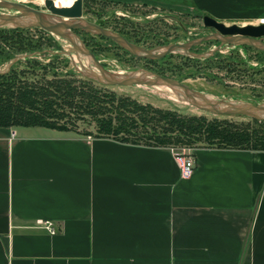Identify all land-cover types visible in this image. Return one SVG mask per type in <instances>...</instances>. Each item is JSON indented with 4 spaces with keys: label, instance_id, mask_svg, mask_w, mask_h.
<instances>
[{
    "label": "crops",
    "instance_id": "obj_1",
    "mask_svg": "<svg viewBox=\"0 0 264 264\" xmlns=\"http://www.w3.org/2000/svg\"><path fill=\"white\" fill-rule=\"evenodd\" d=\"M131 0L260 24L264 0ZM0 127V264H264V151ZM51 221L57 234L42 227Z\"/></svg>",
    "mask_w": 264,
    "mask_h": 264
},
{
    "label": "rangeland",
    "instance_id": "obj_2",
    "mask_svg": "<svg viewBox=\"0 0 264 264\" xmlns=\"http://www.w3.org/2000/svg\"><path fill=\"white\" fill-rule=\"evenodd\" d=\"M9 1L42 10L47 0ZM130 2L131 0H84L82 19L117 32L146 49L185 43L212 33V30L203 26V17L200 15ZM179 3L186 4V0H180ZM0 13L16 12L0 9ZM12 30L14 29L0 32V75H10L17 81L41 83L54 79V73H58L67 79L76 80L77 86L80 81H90L96 88L115 93L118 97H130L144 105L150 104L184 116H204L209 120L228 119L238 124H249L259 134H264V124L256 123L249 117L204 111L181 101L162 88L144 85L107 86L80 73V70L97 69L86 58L80 57L66 40L39 28ZM76 34L106 70L113 73L149 71L177 79L216 99L264 104V52L252 47H234L214 40L190 50L200 57L176 53L160 60H146L136 58L110 39L86 31H76ZM15 59L18 60L12 63ZM5 79L10 77L6 76ZM1 80L3 78L0 77ZM66 115L60 123L66 122L68 130L61 132L88 138L97 137V126L90 116L71 113L70 110L66 111ZM196 147H202V144L194 143L190 147L174 143L171 146L179 149Z\"/></svg>",
    "mask_w": 264,
    "mask_h": 264
},
{
    "label": "trees",
    "instance_id": "obj_3",
    "mask_svg": "<svg viewBox=\"0 0 264 264\" xmlns=\"http://www.w3.org/2000/svg\"><path fill=\"white\" fill-rule=\"evenodd\" d=\"M6 30L0 29V32ZM19 30L22 29L12 31ZM6 76L10 79H5ZM53 76L54 79L39 83L0 75L3 78L0 81V127H44L67 131L68 124L60 121L70 110L93 119L97 138L151 147L171 148L174 143L192 147V144L200 143L209 148L264 151V134H259L249 124L184 116L141 104L130 97H118L94 87L90 81H80L77 86L74 79L58 73ZM253 121L264 124V121Z\"/></svg>",
    "mask_w": 264,
    "mask_h": 264
},
{
    "label": "water",
    "instance_id": "obj_4",
    "mask_svg": "<svg viewBox=\"0 0 264 264\" xmlns=\"http://www.w3.org/2000/svg\"><path fill=\"white\" fill-rule=\"evenodd\" d=\"M83 3L84 0H76L71 7H57L54 0H47L42 10H37L21 3L0 0V9L16 12L15 14L0 13V29L39 28L66 40L80 57L86 58L97 69V71L91 69L82 71L79 69L80 73L107 86L144 85L153 88H166L173 91L181 101L188 102L204 111L218 115L245 116L264 121V104L216 99L186 86L177 79L149 71L122 74L106 70L94 53L76 34V31H86L92 35L114 41L136 58L160 60L176 53H188L191 57H200L192 54L190 50L204 42L214 40L234 47L248 46L264 52V23L258 25H226L209 16H204L203 26L212 30L209 35L185 43H175L157 49H146L130 42L117 32L84 21L82 19ZM214 52L211 51V53ZM17 60L15 59L12 63Z\"/></svg>",
    "mask_w": 264,
    "mask_h": 264
},
{
    "label": "built area",
    "instance_id": "obj_5",
    "mask_svg": "<svg viewBox=\"0 0 264 264\" xmlns=\"http://www.w3.org/2000/svg\"><path fill=\"white\" fill-rule=\"evenodd\" d=\"M264 23V19L260 21V24ZM175 153V157L180 169V177L183 180H189L192 178L195 171V160L193 153L195 149L192 148H171ZM42 227H44L51 235L57 234V229L51 221H42Z\"/></svg>",
    "mask_w": 264,
    "mask_h": 264
},
{
    "label": "bare ground",
    "instance_id": "obj_6",
    "mask_svg": "<svg viewBox=\"0 0 264 264\" xmlns=\"http://www.w3.org/2000/svg\"><path fill=\"white\" fill-rule=\"evenodd\" d=\"M76 0H54L57 7H71ZM168 93L172 94L174 97L180 99L173 91L170 89L162 88Z\"/></svg>",
    "mask_w": 264,
    "mask_h": 264
}]
</instances>
